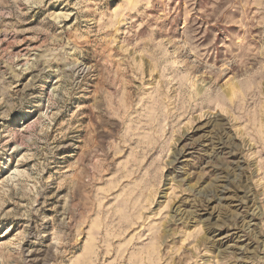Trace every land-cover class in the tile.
<instances>
[{"label":"rangeland","instance_id":"374dc122","mask_svg":"<svg viewBox=\"0 0 264 264\" xmlns=\"http://www.w3.org/2000/svg\"><path fill=\"white\" fill-rule=\"evenodd\" d=\"M0 264H264V0H0Z\"/></svg>","mask_w":264,"mask_h":264},{"label":"bare ground","instance_id":"6f19581e","mask_svg":"<svg viewBox=\"0 0 264 264\" xmlns=\"http://www.w3.org/2000/svg\"><path fill=\"white\" fill-rule=\"evenodd\" d=\"M230 88H231V87H230ZM230 90H231V89H230ZM230 90H229V91H230ZM226 91H227V90H226ZM229 91H228V94H230ZM216 123H217V122H216ZM216 123H215V124H216ZM215 124L213 125L214 127H216L219 123H218L217 125H215ZM211 125H212V124H211ZM218 126H219V125H218ZM220 127H222V126H220ZM216 130H217V129H216ZM217 131H218V130H217ZM219 134H220V133H219ZM221 140H222V139H221ZM229 144H230V143H229ZM224 145H225V144H224ZM212 148H213V147H212ZM228 148H229V147H228ZM230 148H231V147H230ZM251 199H252V198H251ZM233 216H234V215H233ZM231 218H234V217H231Z\"/></svg>","mask_w":264,"mask_h":264}]
</instances>
